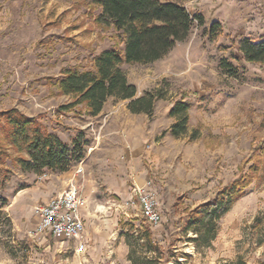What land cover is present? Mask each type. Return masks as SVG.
<instances>
[{"label":"rangeland","instance_id":"1","mask_svg":"<svg viewBox=\"0 0 264 264\" xmlns=\"http://www.w3.org/2000/svg\"><path fill=\"white\" fill-rule=\"evenodd\" d=\"M160 1L203 17L158 62L121 65L138 96L156 90L161 97L150 114L108 98L90 115L80 107L61 110L69 98L50 81L64 67H82L90 51L114 46L110 32L97 34L80 0H0V110L36 117L69 145L79 132L84 141L83 158L65 172L36 176L7 163L0 204L10 224L0 225V264H131L126 241L135 239L121 235L124 223L151 228L165 252L159 264H217L238 255L246 264L264 260V242L255 243L259 232L264 241V170L218 220L210 247L194 243L193 229H185L188 211L230 185L241 161L264 141V64L244 62L237 46L242 38H264V0ZM213 21L222 34H210ZM181 96L189 119L186 133L174 136L170 109ZM70 184L83 200L84 253L75 252L73 240L29 234L38 222L35 207ZM133 185L153 193L158 223L143 218L131 199ZM257 218L262 231L253 227Z\"/></svg>","mask_w":264,"mask_h":264},{"label":"trees","instance_id":"2","mask_svg":"<svg viewBox=\"0 0 264 264\" xmlns=\"http://www.w3.org/2000/svg\"><path fill=\"white\" fill-rule=\"evenodd\" d=\"M90 22L102 37L110 32L114 46L98 53L90 51L86 63L81 66H67L61 69L60 77L53 78L59 95L67 96L69 102L64 109L78 108L87 114L101 112L108 98L128 100L127 108L132 113L150 114L154 100L161 95L156 90L138 96L136 86L127 79L122 64H150L164 57L176 42L184 41L192 28L193 21L203 23L202 15H190L186 8L175 1L160 0H80ZM211 35H220L222 25L213 21ZM122 45L118 48V45ZM242 59L246 63L264 64V38H242L237 43ZM221 66L233 73L232 65L221 60ZM189 103L181 96L173 102L170 115L175 121L171 125L172 135L186 133ZM69 145L56 133L49 131L36 117H29L16 108L0 110V189L9 179V162L13 168L41 176L46 172H65L71 164L83 158L81 132L73 137ZM246 164L247 170L243 172ZM264 170V141L254 146L251 155L244 158L239 166L242 172L230 185L219 189L215 196L188 211L185 229H193L194 243L210 247L217 234V222L232 204L244 193V189ZM0 204V225L10 224ZM143 223V222H142ZM126 230L121 235L133 234L134 243L129 240L127 259L131 264H159L165 252L154 239L151 228L141 224L124 223ZM253 226V225H252ZM254 228L262 231L259 218ZM255 243L264 241L261 233ZM140 242V243H139ZM165 261L167 260L164 258ZM217 264H246L238 255L234 260H224ZM254 264H264L258 258Z\"/></svg>","mask_w":264,"mask_h":264},{"label":"built area","instance_id":"3","mask_svg":"<svg viewBox=\"0 0 264 264\" xmlns=\"http://www.w3.org/2000/svg\"><path fill=\"white\" fill-rule=\"evenodd\" d=\"M131 199L141 209L142 216L149 224L160 221L157 200L145 186L133 185ZM83 200L75 185L70 184L61 192L51 196L45 203L35 207L38 222L29 231L33 237L50 235L54 239H69L75 242V252L86 251V228L82 215Z\"/></svg>","mask_w":264,"mask_h":264},{"label":"crops","instance_id":"4","mask_svg":"<svg viewBox=\"0 0 264 264\" xmlns=\"http://www.w3.org/2000/svg\"><path fill=\"white\" fill-rule=\"evenodd\" d=\"M166 55H167V54H166ZM166 55H165V56H166ZM162 58H163V57H162ZM162 58H161V59H162ZM161 59H159V60H161ZM159 60H156V61H154L153 63L158 62ZM48 196H49V194H48ZM52 196H53V195H52ZM50 197H51V195H50ZM50 197H49V198H50ZM49 198H48V199H49ZM48 199H47V200H48Z\"/></svg>","mask_w":264,"mask_h":264}]
</instances>
